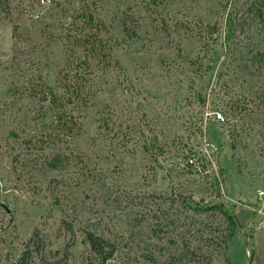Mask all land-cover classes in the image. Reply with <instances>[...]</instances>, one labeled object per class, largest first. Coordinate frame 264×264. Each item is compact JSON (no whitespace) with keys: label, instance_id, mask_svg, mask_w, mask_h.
<instances>
[{"label":"rangeland","instance_id":"374dc122","mask_svg":"<svg viewBox=\"0 0 264 264\" xmlns=\"http://www.w3.org/2000/svg\"><path fill=\"white\" fill-rule=\"evenodd\" d=\"M256 1L0 6V264H264Z\"/></svg>","mask_w":264,"mask_h":264},{"label":"trees","instance_id":"16d2710c","mask_svg":"<svg viewBox=\"0 0 264 264\" xmlns=\"http://www.w3.org/2000/svg\"><path fill=\"white\" fill-rule=\"evenodd\" d=\"M9 2L10 0H0V6L2 8H9ZM249 11L253 13V16H256L258 18L262 17L264 15V0H257L254 3H251L249 5ZM81 63L86 64V61L83 60ZM64 87L65 93L68 94V102L73 103L74 101L80 100L83 97L82 84L80 83V81L74 79V76H71V79L68 80V83L65 84ZM58 98L59 97L56 94H52L51 102L55 104L58 101ZM54 162H56L55 157L49 163L52 167H57V164H55ZM188 166H191V164H189ZM224 215L226 216L229 226L228 233L221 240V244L223 249L226 250V245L228 241L233 237L236 232L242 229L243 226L239 224L238 220L236 219V216H234V214H232L230 211H225ZM86 241L90 246L91 250L98 255L102 264H104L114 253V246L99 236H96L92 233H87ZM227 261L230 264L229 258H227Z\"/></svg>","mask_w":264,"mask_h":264},{"label":"built area","instance_id":"2783aa9c","mask_svg":"<svg viewBox=\"0 0 264 264\" xmlns=\"http://www.w3.org/2000/svg\"><path fill=\"white\" fill-rule=\"evenodd\" d=\"M216 120H220V121H223V117L220 113H216ZM191 162V160H189ZM259 196L263 195V191H259Z\"/></svg>","mask_w":264,"mask_h":264}]
</instances>
